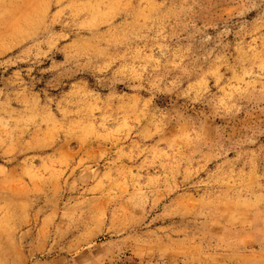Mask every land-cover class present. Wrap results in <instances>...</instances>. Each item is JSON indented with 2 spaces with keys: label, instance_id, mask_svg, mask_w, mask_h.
<instances>
[{
  "label": "rangeland",
  "instance_id": "rangeland-1",
  "mask_svg": "<svg viewBox=\"0 0 264 264\" xmlns=\"http://www.w3.org/2000/svg\"><path fill=\"white\" fill-rule=\"evenodd\" d=\"M0 264H264V0H0Z\"/></svg>",
  "mask_w": 264,
  "mask_h": 264
}]
</instances>
